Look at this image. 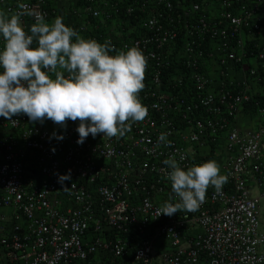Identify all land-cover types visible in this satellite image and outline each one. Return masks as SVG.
I'll use <instances>...</instances> for the list:
<instances>
[{
    "label": "built area",
    "instance_id": "built-area-1",
    "mask_svg": "<svg viewBox=\"0 0 264 264\" xmlns=\"http://www.w3.org/2000/svg\"><path fill=\"white\" fill-rule=\"evenodd\" d=\"M65 1L0 5L22 12L29 32L36 14L47 22L58 15L53 4ZM74 5L65 18L83 38L110 40L112 55L143 52L139 99L148 116L123 138L90 134L83 144L79 121L61 128L23 114L0 117V264H264V0ZM251 84L260 86L258 97ZM249 105L260 121L242 130L238 116ZM161 133L169 146L158 142ZM170 156L184 169L218 159L228 182L219 194L210 186L196 212L158 216L171 194L163 164ZM68 170L61 185L58 174Z\"/></svg>",
    "mask_w": 264,
    "mask_h": 264
},
{
    "label": "clouds",
    "instance_id": "clouds-1",
    "mask_svg": "<svg viewBox=\"0 0 264 264\" xmlns=\"http://www.w3.org/2000/svg\"><path fill=\"white\" fill-rule=\"evenodd\" d=\"M22 15L0 11L4 41L0 49V117L12 120L23 114L32 123L43 124L47 119L61 128L69 120L79 121L77 143L83 144L90 134L93 138L100 134L123 138L134 123L148 116V107L139 99L145 87L147 58L138 47L112 55L110 40L85 39L62 16L48 23L42 14H36L29 34L22 26ZM53 137L63 139L55 132ZM158 142L171 144L166 133L159 135ZM163 164L170 169L171 194L158 216L196 212L210 186L219 194L228 182L215 160L184 169L170 156ZM66 180H71V170L58 174V183L63 185Z\"/></svg>",
    "mask_w": 264,
    "mask_h": 264
},
{
    "label": "crops",
    "instance_id": "crops-1",
    "mask_svg": "<svg viewBox=\"0 0 264 264\" xmlns=\"http://www.w3.org/2000/svg\"><path fill=\"white\" fill-rule=\"evenodd\" d=\"M10 1V0H7ZM72 1V0H71ZM78 0H75L74 4L77 2ZM70 3V2H69ZM54 8L58 11V13L60 12V8H61V4L60 3H55L53 4ZM0 11H4V8L0 5ZM258 41L260 42L261 45L264 46V30L261 32V34L258 37ZM253 62V61H252ZM255 64V63H253ZM206 73L208 74L209 77L214 78L215 77V68L214 66L208 64L206 66ZM243 72H241L240 70L233 72V76L239 80L240 78H242ZM259 85L256 84H251V92L253 94H255V97H258L257 94L259 93ZM260 121V117L254 113V109L253 106L249 105L247 107H245V109L239 114L238 116V125L242 130H249L252 129L253 127H255ZM220 157V156H219ZM218 157V158H219ZM221 158V157H220ZM217 163H219L218 159H214ZM258 189L260 190V188H257L255 185H253L251 187V194H256L258 192Z\"/></svg>",
    "mask_w": 264,
    "mask_h": 264
},
{
    "label": "rangeland",
    "instance_id": "rangeland-1",
    "mask_svg": "<svg viewBox=\"0 0 264 264\" xmlns=\"http://www.w3.org/2000/svg\"><path fill=\"white\" fill-rule=\"evenodd\" d=\"M69 2H70V3H69ZM74 2H75V0H72V1H71V0H66L65 2H63V3L61 4L60 12L58 13L57 16H62V17H63V22H64L67 26H70V27H72V28H77L78 24L75 23V21H69L68 19H67V21H66V18H65V14H66V12H68L72 6H75V5H74ZM75 4H76V3H75ZM55 17H56V16H55ZM55 17H53L51 20H49V21H47V22H48V23H51V22L54 20ZM31 25H32V24H28V25H27V28L30 29V26H31ZM253 109H254V108H253ZM254 113H256L255 110H254ZM260 220H261V227H262V230L264 231V209H263V212H262L261 215H260ZM194 230L197 231L198 228H194Z\"/></svg>",
    "mask_w": 264,
    "mask_h": 264
}]
</instances>
